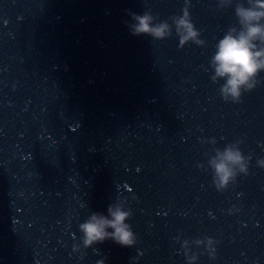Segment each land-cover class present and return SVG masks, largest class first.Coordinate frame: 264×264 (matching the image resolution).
<instances>
[{
  "label": "water",
  "instance_id": "95a60500",
  "mask_svg": "<svg viewBox=\"0 0 264 264\" xmlns=\"http://www.w3.org/2000/svg\"><path fill=\"white\" fill-rule=\"evenodd\" d=\"M240 5L0 0V264H264V70L234 102L212 63ZM144 12L203 43L133 35ZM110 205L136 244L86 248Z\"/></svg>",
  "mask_w": 264,
  "mask_h": 264
},
{
  "label": "clouds",
  "instance_id": "9594fccd",
  "mask_svg": "<svg viewBox=\"0 0 264 264\" xmlns=\"http://www.w3.org/2000/svg\"><path fill=\"white\" fill-rule=\"evenodd\" d=\"M249 4L250 6L240 5L236 8V15L242 27L238 32L235 28L230 29L219 40L212 58L216 77L226 80L221 86L222 95L225 100L231 96L234 102H239L245 91L255 88L256 77L264 70V0H249ZM132 18L133 22L129 27L133 35L146 34L164 39L175 29L182 43L189 41L203 43L199 39V29L193 23L190 13L187 18L178 17L173 24L167 21L156 23L155 17L149 12L133 13ZM224 155L227 161L240 164L241 171H246V166L243 164L245 157L241 151L234 152L229 148ZM215 167L221 184L226 186L234 175L233 171L225 163L216 164ZM108 213L111 219L101 213H93L80 225L85 247L88 248L109 238L123 246L135 245L136 234L132 226L126 223L130 213L120 206L112 205L108 207ZM109 228L113 231L109 232ZM98 264H104L103 259Z\"/></svg>",
  "mask_w": 264,
  "mask_h": 264
}]
</instances>
